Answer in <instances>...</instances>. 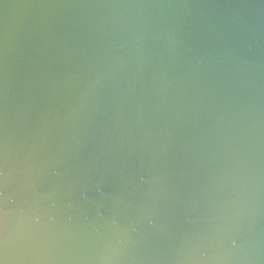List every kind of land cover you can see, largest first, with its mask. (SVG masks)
<instances>
[{
  "label": "water",
  "instance_id": "95a60500",
  "mask_svg": "<svg viewBox=\"0 0 264 264\" xmlns=\"http://www.w3.org/2000/svg\"><path fill=\"white\" fill-rule=\"evenodd\" d=\"M6 264H264V0H0Z\"/></svg>",
  "mask_w": 264,
  "mask_h": 264
},
{
  "label": "snow or ice",
  "instance_id": "6c2138e0",
  "mask_svg": "<svg viewBox=\"0 0 264 264\" xmlns=\"http://www.w3.org/2000/svg\"><path fill=\"white\" fill-rule=\"evenodd\" d=\"M0 264H6V258L0 256Z\"/></svg>",
  "mask_w": 264,
  "mask_h": 264
}]
</instances>
